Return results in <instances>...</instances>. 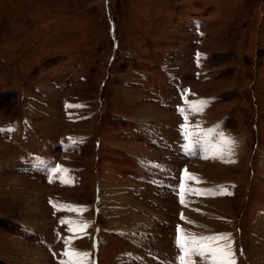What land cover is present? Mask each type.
<instances>
[{
    "label": "rangeland",
    "instance_id": "obj_1",
    "mask_svg": "<svg viewBox=\"0 0 264 264\" xmlns=\"http://www.w3.org/2000/svg\"><path fill=\"white\" fill-rule=\"evenodd\" d=\"M177 226L264 264V0H0V264H179Z\"/></svg>",
    "mask_w": 264,
    "mask_h": 264
},
{
    "label": "snow or ice",
    "instance_id": "obj_2",
    "mask_svg": "<svg viewBox=\"0 0 264 264\" xmlns=\"http://www.w3.org/2000/svg\"><path fill=\"white\" fill-rule=\"evenodd\" d=\"M206 103V101H189L188 107L193 111L199 112L203 109ZM180 111L185 112L186 109L181 108ZM181 127L184 131L185 138L188 140L186 147L189 149H191L194 143H198L202 138H218L216 143L209 144L207 149L208 154L204 156L205 159H223L225 155L231 156L233 154V148L236 141L223 132H218V125L210 129H203L197 125L196 132H193L190 130V125L188 124V117L185 116V124ZM197 133H203V137H199ZM225 162L231 163L235 161L227 160ZM41 163H44V161H41ZM48 171L50 175L49 182H53L52 177H55L58 173L66 174L70 172L69 169L59 164H56L54 167H50ZM60 179L65 183L68 182V178L64 175H61ZM188 181L199 182V177L196 173H189L187 169H184L178 189L179 198L182 204L186 203V196L192 193L206 194L213 191L193 188L188 184ZM217 194L231 195L230 192L226 191V186H221ZM53 207L57 208V210H86L85 206L80 205L61 206L57 203H53ZM181 219H186L183 214H181ZM61 222L71 225L69 230L73 232H85L89 226L87 221L62 220ZM68 243L69 247L63 253L65 259L61 261V264H87L90 254L71 247V239H69ZM175 243L181 253L178 256L179 264H195L194 257L196 256L202 258L203 264H237L235 252L232 247L233 242L231 241V236L228 233L197 235L195 233L186 232L183 228L177 226Z\"/></svg>",
    "mask_w": 264,
    "mask_h": 264
},
{
    "label": "bare ground",
    "instance_id": "obj_3",
    "mask_svg": "<svg viewBox=\"0 0 264 264\" xmlns=\"http://www.w3.org/2000/svg\"><path fill=\"white\" fill-rule=\"evenodd\" d=\"M17 180V179H16ZM15 182V181H14ZM18 182V183H17ZM17 182H15L16 184H19L20 182L17 180ZM15 188H17V187H15ZM18 189H22V188H18ZM37 212V211H36ZM39 213V212H38ZM147 222V221H146ZM12 244V243H11ZM13 248H15V249H20V244H17L16 242H14V246H13ZM30 249V248H29ZM34 251V250H33ZM29 253V252H28ZM40 253V252H39ZM32 254V253H31ZM29 255H30V253H29ZM43 259H44V255H43V253L40 255ZM41 257H40V259H41ZM42 264H44V263H42Z\"/></svg>",
    "mask_w": 264,
    "mask_h": 264
}]
</instances>
